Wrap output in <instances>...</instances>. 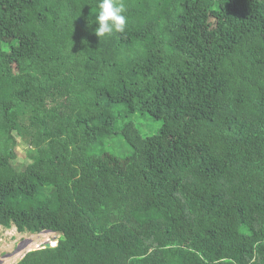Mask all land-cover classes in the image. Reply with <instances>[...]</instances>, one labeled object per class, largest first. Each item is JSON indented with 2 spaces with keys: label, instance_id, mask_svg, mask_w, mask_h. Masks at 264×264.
Masks as SVG:
<instances>
[{
  "label": "trees",
  "instance_id": "1",
  "mask_svg": "<svg viewBox=\"0 0 264 264\" xmlns=\"http://www.w3.org/2000/svg\"><path fill=\"white\" fill-rule=\"evenodd\" d=\"M124 3L0 0V226L59 235L15 264H264V0Z\"/></svg>",
  "mask_w": 264,
  "mask_h": 264
},
{
  "label": "rangeland",
  "instance_id": "2",
  "mask_svg": "<svg viewBox=\"0 0 264 264\" xmlns=\"http://www.w3.org/2000/svg\"><path fill=\"white\" fill-rule=\"evenodd\" d=\"M118 124H116L117 126ZM137 126L142 134H154L160 128L159 121H155L148 115L140 118ZM117 129L119 127L117 126ZM13 135L16 137L17 145L15 147L17 155L15 163L26 164L29 160L26 158L25 148L20 145L19 138L15 132ZM114 143V148L117 150L116 154H125L129 151V147L120 135H113L109 138ZM110 150L113 151L111 143H107ZM19 168V167H18ZM59 235L53 232H40L37 234L18 233L14 226L10 229H4L0 226V264H15L27 252L43 247L45 241L52 243L57 242ZM36 239V240H35Z\"/></svg>",
  "mask_w": 264,
  "mask_h": 264
},
{
  "label": "clouds",
  "instance_id": "3",
  "mask_svg": "<svg viewBox=\"0 0 264 264\" xmlns=\"http://www.w3.org/2000/svg\"><path fill=\"white\" fill-rule=\"evenodd\" d=\"M126 12L124 0H96L95 20L90 19L88 23L96 25L94 34L98 38L124 33L127 25ZM56 243H50L51 247L56 246Z\"/></svg>",
  "mask_w": 264,
  "mask_h": 264
},
{
  "label": "water",
  "instance_id": "4",
  "mask_svg": "<svg viewBox=\"0 0 264 264\" xmlns=\"http://www.w3.org/2000/svg\"><path fill=\"white\" fill-rule=\"evenodd\" d=\"M43 232H49L48 230H44ZM51 247V244L48 241H45V243L43 244V248H49Z\"/></svg>",
  "mask_w": 264,
  "mask_h": 264
},
{
  "label": "bare ground",
  "instance_id": "5",
  "mask_svg": "<svg viewBox=\"0 0 264 264\" xmlns=\"http://www.w3.org/2000/svg\"><path fill=\"white\" fill-rule=\"evenodd\" d=\"M36 240V239H35Z\"/></svg>",
  "mask_w": 264,
  "mask_h": 264
}]
</instances>
